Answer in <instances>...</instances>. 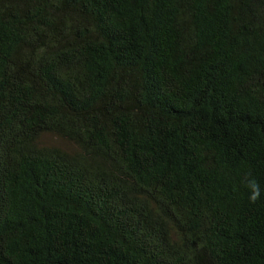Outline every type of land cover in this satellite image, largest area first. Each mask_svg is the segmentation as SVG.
Returning <instances> with one entry per match:
<instances>
[{
  "label": "trees",
  "instance_id": "obj_1",
  "mask_svg": "<svg viewBox=\"0 0 264 264\" xmlns=\"http://www.w3.org/2000/svg\"><path fill=\"white\" fill-rule=\"evenodd\" d=\"M0 264H264V0H0Z\"/></svg>",
  "mask_w": 264,
  "mask_h": 264
},
{
  "label": "rangeland",
  "instance_id": "obj_2",
  "mask_svg": "<svg viewBox=\"0 0 264 264\" xmlns=\"http://www.w3.org/2000/svg\"><path fill=\"white\" fill-rule=\"evenodd\" d=\"M44 141L49 142V143H59V144H63L61 141L57 140V139H53L50 136H46L44 138Z\"/></svg>",
  "mask_w": 264,
  "mask_h": 264
}]
</instances>
